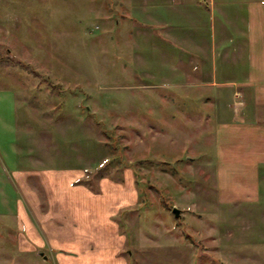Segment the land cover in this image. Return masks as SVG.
I'll return each instance as SVG.
<instances>
[{"label": "rangeland", "instance_id": "374dc122", "mask_svg": "<svg viewBox=\"0 0 264 264\" xmlns=\"http://www.w3.org/2000/svg\"><path fill=\"white\" fill-rule=\"evenodd\" d=\"M222 1L0 0V264L100 245L126 264H264V176L258 197H223L212 92L189 67L210 34L218 58L228 31L243 43L246 4Z\"/></svg>", "mask_w": 264, "mask_h": 264}, {"label": "crops", "instance_id": "0c3cea01", "mask_svg": "<svg viewBox=\"0 0 264 264\" xmlns=\"http://www.w3.org/2000/svg\"><path fill=\"white\" fill-rule=\"evenodd\" d=\"M223 1L229 6L230 0ZM243 1L240 3L246 4L245 11L238 14L244 15L245 20L243 35L241 34L243 43L239 44L241 47L238 46L236 52H232V49L226 45L234 41V38L230 36L232 34L228 31V37H225L220 48L224 55L221 53L218 58V55L214 53L216 42L210 34V42L205 41L204 48L201 50L205 52L202 55L204 59L200 62H189V67L193 71L198 70V76H196L199 77V83L207 86L208 88L205 89L212 92L208 93L209 95L205 93L203 99L210 101V105L214 106L213 114L217 116L215 132L219 187L223 190H232L227 196H223L229 201L238 197H243L245 200L251 196L258 197L264 176L261 170L264 165V0ZM170 2L172 6H177L179 0H170ZM231 10L230 8L229 11ZM172 14L173 20L180 16L175 15L174 12ZM223 37L224 35H221L219 38L223 39ZM181 62L176 55L171 66H181ZM199 70L203 72L202 75L199 74ZM193 71L190 72L187 81H192ZM159 73L163 75V72ZM169 79L170 77L165 76L161 84L168 82ZM171 82L178 81L175 79ZM235 91L241 93L243 100L235 104L237 107L232 106ZM239 187L246 191L242 193ZM110 232L109 236L103 237L105 238L103 242L112 244L111 242L114 241L118 245L123 240L118 223L111 222ZM59 237L67 239L65 234H60ZM87 240H90L92 245L101 241L92 236H88ZM74 242V240H66L61 244ZM55 248L60 250L55 257L61 261V264H68L70 257H77V260L83 259L86 261L83 264H126L124 258L120 256L121 246L103 248L100 245L96 251L93 248L88 250L84 247L80 249L67 247V252H63V246H55ZM90 250L92 253L89 252Z\"/></svg>", "mask_w": 264, "mask_h": 264}, {"label": "water", "instance_id": "95a60500", "mask_svg": "<svg viewBox=\"0 0 264 264\" xmlns=\"http://www.w3.org/2000/svg\"><path fill=\"white\" fill-rule=\"evenodd\" d=\"M173 212L175 213L176 216H179L180 210L177 207H173Z\"/></svg>", "mask_w": 264, "mask_h": 264}]
</instances>
